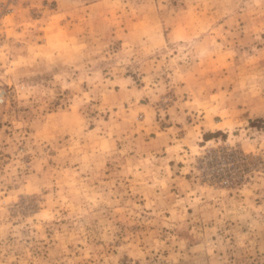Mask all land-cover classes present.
<instances>
[{"label": "rangeland", "instance_id": "374dc122", "mask_svg": "<svg viewBox=\"0 0 264 264\" xmlns=\"http://www.w3.org/2000/svg\"><path fill=\"white\" fill-rule=\"evenodd\" d=\"M0 98V264H264V0H0Z\"/></svg>", "mask_w": 264, "mask_h": 264}, {"label": "built area", "instance_id": "2783aa9c", "mask_svg": "<svg viewBox=\"0 0 264 264\" xmlns=\"http://www.w3.org/2000/svg\"><path fill=\"white\" fill-rule=\"evenodd\" d=\"M4 8H10V4L8 3L7 5L4 6ZM1 101V98H0Z\"/></svg>", "mask_w": 264, "mask_h": 264}]
</instances>
